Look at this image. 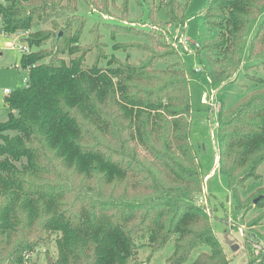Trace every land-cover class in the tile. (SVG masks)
<instances>
[{
	"label": "trees",
	"instance_id": "1",
	"mask_svg": "<svg viewBox=\"0 0 264 264\" xmlns=\"http://www.w3.org/2000/svg\"><path fill=\"white\" fill-rule=\"evenodd\" d=\"M63 2H0L8 36L33 29L50 12L65 16L63 25L21 40L34 50L21 56L27 80L4 98L0 264H39L32 261L39 248L46 250L43 264H136L139 250L148 262L170 241L167 264H185L196 250L191 264H229L199 200L204 176L189 140L192 109L179 40L186 38L191 0H158L147 30L105 25L112 37L144 40L114 45L141 50L145 57L137 64L108 57L97 27L90 30L91 43L81 46L84 20L75 13L77 2ZM99 11L108 15L105 0ZM159 11L163 25L153 23ZM262 12L264 0H206L192 47L212 88L242 69L249 24ZM170 30L179 40H165ZM91 54L93 64L85 69ZM252 59L264 61V17L249 42L247 63ZM216 144L217 168L236 201L264 163V89L219 108ZM51 242L55 257L46 249ZM251 264H264V254Z\"/></svg>",
	"mask_w": 264,
	"mask_h": 264
},
{
	"label": "rangeland",
	"instance_id": "2",
	"mask_svg": "<svg viewBox=\"0 0 264 264\" xmlns=\"http://www.w3.org/2000/svg\"><path fill=\"white\" fill-rule=\"evenodd\" d=\"M63 2V5L65 4ZM127 1V12L124 11V2ZM77 5L71 4L75 13L84 20V30L79 44L87 46L92 41L90 30L94 27L102 33V42L106 45L105 52L108 57L113 56L120 62L127 60L128 63L137 64L144 59L145 54L138 49L128 48L127 50L114 49L115 44H131L143 42L133 34H117L112 37L111 33L104 29L105 25H118L120 22L125 26L136 29L149 28L151 22L150 11L155 8L158 0H105L108 15H104L99 8L102 0H76ZM93 3L95 4L93 6ZM5 5V2L1 3ZM206 5V0H191L186 18V28L184 36L190 43H198L202 30L201 12ZM154 24L164 23L162 11L155 13ZM264 17V12L250 22L244 44L242 48L243 66L237 75L224 82L216 88H212L205 73L201 72L198 57L193 53L192 45H184L182 39L174 31L164 36L166 41L179 40L182 43L181 60L188 70L191 117L189 128V140L195 155L201 165L204 176L203 191L201 200L205 205L208 215L212 220L214 233L216 234L229 264H251L253 260H258L260 254H264V200L260 204H254L259 197L264 196V163L257 170V179L248 181L243 188L239 189L236 201L229 191L227 178L222 175L217 168V144H216V119L220 107L232 108L242 98L248 94L264 89V73L262 67L264 61L252 59L247 63L248 46L251 38L256 33L257 27ZM65 16L59 12H50L49 17L37 22L33 29L29 31H17L12 36L0 37V124L4 123L8 117V111L4 105V89L9 92L23 88L27 80V70L21 66L22 53L18 50L21 40L33 37L37 31L52 30L56 23L63 25ZM0 28L3 23L0 16ZM5 33V31H4ZM4 35H7L6 33ZM15 45V49L7 48L8 45ZM46 48L50 47V42L46 43ZM34 52V50L30 53ZM67 64L69 57L61 56ZM93 55H88L83 64L85 69L93 64ZM46 63V61H43ZM107 60L99 65L101 69H106ZM248 64L254 65L245 68ZM197 70V71H196ZM262 80L261 85H255L251 80ZM260 240V241H259ZM259 241V242H258ZM233 246H237L235 251ZM46 249L52 257H55L54 243L48 244ZM45 249L39 248L32 255V261L38 259L39 264H43ZM172 252V241L154 257L147 262V252L139 250L136 264H167V258ZM199 252L196 250L190 260L185 264H191L193 257Z\"/></svg>",
	"mask_w": 264,
	"mask_h": 264
},
{
	"label": "built area",
	"instance_id": "3",
	"mask_svg": "<svg viewBox=\"0 0 264 264\" xmlns=\"http://www.w3.org/2000/svg\"><path fill=\"white\" fill-rule=\"evenodd\" d=\"M2 0H0V2H1ZM5 33H4V31L3 30H1V28H0V37H8V35H4ZM182 43L186 46V45H192V43H190L188 40H187V38H183V40H182ZM193 45H195V46H197L196 44H193ZM7 48H9V49H15L16 48V46L13 44V45H8V47ZM18 50L22 53V54H28L30 51H29V49H28V47L26 46V45H24V44H22L21 43V46L18 48ZM28 71V70H27ZM197 71V70H196ZM3 93L5 94V95H8L9 94V91L7 90V89H4L3 90ZM200 200V203L201 204H203V202H202V200H201V198L199 199Z\"/></svg>",
	"mask_w": 264,
	"mask_h": 264
},
{
	"label": "water",
	"instance_id": "4",
	"mask_svg": "<svg viewBox=\"0 0 264 264\" xmlns=\"http://www.w3.org/2000/svg\"><path fill=\"white\" fill-rule=\"evenodd\" d=\"M237 249V246H233L232 250L235 251Z\"/></svg>",
	"mask_w": 264,
	"mask_h": 264
}]
</instances>
